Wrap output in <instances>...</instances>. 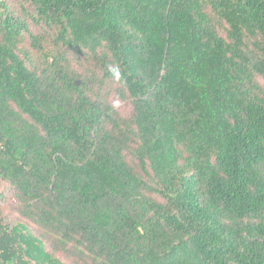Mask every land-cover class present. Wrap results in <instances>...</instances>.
<instances>
[{"label":"trees","instance_id":"trees-1","mask_svg":"<svg viewBox=\"0 0 264 264\" xmlns=\"http://www.w3.org/2000/svg\"><path fill=\"white\" fill-rule=\"evenodd\" d=\"M0 184V264H264V0H0Z\"/></svg>","mask_w":264,"mask_h":264},{"label":"rangeland","instance_id":"rangeland-1","mask_svg":"<svg viewBox=\"0 0 264 264\" xmlns=\"http://www.w3.org/2000/svg\"><path fill=\"white\" fill-rule=\"evenodd\" d=\"M89 66H90L89 64L83 62V66L81 67L88 70ZM258 82L260 84H263V79L258 77ZM115 86H116L115 83L105 82L100 88L101 92L104 93L109 92L107 96L110 103L115 96L119 95L117 90L115 89ZM119 97L121 98L122 102L118 108H115V110L119 114H123V115L127 114L131 108L130 104L128 100L123 99L120 95ZM5 188H7V185L0 184V191L4 192ZM4 194H5L4 200H2V202L0 203V211L4 213L7 216V218L10 219L12 222L24 220L16 211V200L13 191L10 189V191L9 190L5 191ZM28 224L32 229L35 230V226L32 223H28Z\"/></svg>","mask_w":264,"mask_h":264},{"label":"clouds","instance_id":"clouds-1","mask_svg":"<svg viewBox=\"0 0 264 264\" xmlns=\"http://www.w3.org/2000/svg\"><path fill=\"white\" fill-rule=\"evenodd\" d=\"M107 70L110 73L112 79L114 81H120L121 80V72L118 66H114V65H108L107 66ZM121 98L119 97V95L115 96L112 100H111V107L112 108H118L121 104Z\"/></svg>","mask_w":264,"mask_h":264}]
</instances>
